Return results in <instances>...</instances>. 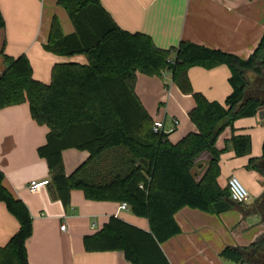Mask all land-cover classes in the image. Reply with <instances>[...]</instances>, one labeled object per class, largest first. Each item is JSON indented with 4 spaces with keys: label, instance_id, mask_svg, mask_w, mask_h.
<instances>
[{
    "label": "trees",
    "instance_id": "1",
    "mask_svg": "<svg viewBox=\"0 0 264 264\" xmlns=\"http://www.w3.org/2000/svg\"><path fill=\"white\" fill-rule=\"evenodd\" d=\"M58 3L68 12L75 32L64 35L54 17L45 50L62 57L84 55L87 63H56L51 83L45 84L33 77L27 56L5 55L0 110L28 102L32 118L48 127L47 142L38 154L47 162L53 196L65 208L71 205L72 192L80 190L91 201L126 203L136 216L149 221L150 231H145L113 216L101 232L84 238L87 252L123 251L132 264H170L161 245L181 233L175 220L179 210L189 207L219 215L233 207L226 201L229 188L218 182L221 151L215 143L225 128L257 116L263 106L259 98L247 96V74L264 76V36L247 60L189 42L165 50L146 34L121 29L100 0ZM4 27L0 9V29ZM220 65L232 73L233 90L224 104L194 92L187 75L195 66ZM137 73L172 74L173 83L195 100L189 117L197 132L177 144L168 140V133H155L154 121L135 93ZM232 141L237 156L250 153L249 136H233ZM68 149L90 154L69 176L63 161ZM111 152L121 161L108 159ZM256 162L251 160L264 176ZM203 163L207 167L199 178L195 170ZM4 178L0 170V201L20 229L0 247V264H29L33 219L28 207L5 188ZM262 250L264 234L249 247L225 248L221 256L247 264L249 253Z\"/></svg>",
    "mask_w": 264,
    "mask_h": 264
},
{
    "label": "crops",
    "instance_id": "2",
    "mask_svg": "<svg viewBox=\"0 0 264 264\" xmlns=\"http://www.w3.org/2000/svg\"><path fill=\"white\" fill-rule=\"evenodd\" d=\"M100 1L121 29L146 34L158 48L165 50L189 42L247 60L264 36V0ZM0 9L5 18V27L0 29V75L5 68V55L27 56L33 77L45 84L51 83L56 63H87L84 55L62 57L45 50L54 17L58 18L64 35L75 32L68 12L58 0H0ZM167 75L172 76L137 73L135 93L150 113L154 112L150 106L161 101L156 119L164 123L168 140L177 144L197 132L189 117L195 100L177 84H165ZM187 75L193 91L210 102L224 103L232 93V73L227 65L195 66ZM255 118L257 126L264 125L258 115ZM48 133L47 126L32 118L28 102L0 110L3 183L13 197L28 207L33 219V233L27 241L29 264H132L123 251L87 252L84 238L101 232L113 216L150 231L147 219L136 216L130 208L121 210L122 203L88 200L80 190L72 192L67 208L53 196L50 185L36 194L29 191L33 181L51 182L47 162L38 154V149L47 142ZM251 152L242 158L234 151L221 169L226 171L225 183L232 175L238 177L247 185L251 199L219 215L189 207L179 210L175 220L181 233L161 245L170 264H237L222 257V251L227 247H249L264 234V176L251 163L257 160V166L262 168L264 145L262 153ZM109 155L111 161H121L119 155V159L113 152ZM89 157L87 151L65 150L66 174L71 175ZM63 225L65 231L61 230ZM19 229L16 217L0 201V247L6 246Z\"/></svg>",
    "mask_w": 264,
    "mask_h": 264
},
{
    "label": "rangeland",
    "instance_id": "3",
    "mask_svg": "<svg viewBox=\"0 0 264 264\" xmlns=\"http://www.w3.org/2000/svg\"><path fill=\"white\" fill-rule=\"evenodd\" d=\"M247 78L249 81L247 96L259 98L261 101V98H264V95L260 94V90L262 88V85L264 84V77H258L253 73H248ZM165 84H169V85L173 84L172 76L167 75L165 77ZM160 102L161 101H157L153 106H150L154 110L153 113L148 112V114L152 117L154 122L157 121L156 116L158 110L160 109V105H161ZM260 110H264V107L262 106ZM240 134L248 135L252 139V148H251L252 154L259 152L262 153L263 145H264V125L257 126V121L255 117L238 119L233 123V126H228L227 128H225L216 140L215 147L216 149L221 151L220 160H219V166L221 169L225 165V160H228L232 155V153H234V146L232 141L233 136H237ZM255 134H256V138H254ZM241 157L243 158L244 156ZM241 157H235V160H240ZM206 167L207 165L203 163L195 170V173L199 178L203 175ZM262 168L264 169V162L262 163ZM225 173H226L225 170L221 171L218 178V182L222 188L228 187V182L225 183L226 181ZM239 180L248 190L247 185L241 179ZM250 243L251 242H249L246 245L249 246ZM247 264H264V250L258 252L256 255L249 253V255L247 256Z\"/></svg>",
    "mask_w": 264,
    "mask_h": 264
},
{
    "label": "built area",
    "instance_id": "4",
    "mask_svg": "<svg viewBox=\"0 0 264 264\" xmlns=\"http://www.w3.org/2000/svg\"><path fill=\"white\" fill-rule=\"evenodd\" d=\"M175 125H178V122L175 121ZM153 131L155 133H164V123L161 121H155L153 124ZM50 185V181H33L29 184L28 189L31 193H39L42 188ZM228 188H229V197L236 204L244 205L250 199L249 191L244 187V185L240 182L239 178L232 175L228 180ZM121 210H128L129 206L126 203L120 207ZM61 230H66V225L61 227Z\"/></svg>",
    "mask_w": 264,
    "mask_h": 264
},
{
    "label": "water",
    "instance_id": "5",
    "mask_svg": "<svg viewBox=\"0 0 264 264\" xmlns=\"http://www.w3.org/2000/svg\"><path fill=\"white\" fill-rule=\"evenodd\" d=\"M258 118L260 120H264V110H260L259 113H258ZM227 203L230 204L231 206H236L237 204L232 201L229 197V193H227V199H226Z\"/></svg>",
    "mask_w": 264,
    "mask_h": 264
},
{
    "label": "flooded vegetation",
    "instance_id": "6",
    "mask_svg": "<svg viewBox=\"0 0 264 264\" xmlns=\"http://www.w3.org/2000/svg\"><path fill=\"white\" fill-rule=\"evenodd\" d=\"M263 77H264V76H263ZM260 94H261V95H264V84L262 85V88H261V90H260ZM261 102H262L263 107H264V98H261Z\"/></svg>",
    "mask_w": 264,
    "mask_h": 264
}]
</instances>
